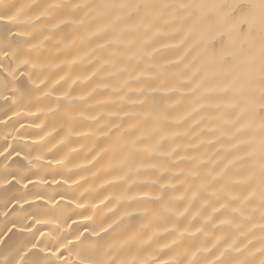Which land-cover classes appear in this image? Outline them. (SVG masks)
<instances>
[{"label": "bare ground", "instance_id": "bare-ground-1", "mask_svg": "<svg viewBox=\"0 0 264 264\" xmlns=\"http://www.w3.org/2000/svg\"><path fill=\"white\" fill-rule=\"evenodd\" d=\"M10 2L16 7H24L29 15H37L49 4H101L111 0ZM72 16L79 18L83 12L72 13ZM91 16L93 19L86 26L67 25L52 31V24L68 17L66 8L53 9L51 18H42L33 26V43L45 36L51 37L43 41L37 53L44 66L38 68L34 78L37 83L45 81V85L36 95L41 96V92L50 89L53 94L41 97L25 109L16 118L19 123L13 121L15 128L0 125V150L6 146L4 133L7 132V144L24 147L26 151L31 149L33 157L43 155L42 164L52 161L51 168L61 174L57 176L61 185L59 188L53 185L48 191L58 190L84 206L70 205L78 214L72 217L73 220L87 224L79 215L82 212L92 216L97 224L117 221L120 224L118 231H135L139 239L132 247L129 259L138 254L139 259L151 264L153 256L168 260L184 247L210 243L213 236L206 234L234 235L237 229L220 224L230 212H213V208L219 209L225 203L223 194L218 192L216 196H209L210 190L202 186L207 171L221 172L232 158V154L221 147V144L229 143L227 138H221L220 143L215 139L221 131L230 132L232 128L223 120H208V116L216 115L214 110L193 112L196 97L201 92L192 93L189 91L192 85L181 86L179 83L193 77V73L206 63L204 59L193 60L199 50L193 51L189 45L195 37L182 46L177 44L183 31L176 36L157 37L150 45H137L140 49L138 59H128V53L137 48H100L97 45L104 44L106 35L88 37V31L106 19L97 16L96 11ZM177 27H181L178 22L168 31ZM160 44L169 47L161 49L154 57L146 55ZM216 47L219 50V44ZM164 60L174 63L160 68ZM208 70L217 73L215 79L208 81L210 85L231 79L227 65ZM149 73L156 75L153 77ZM203 75L204 70L193 77L194 82ZM174 86L179 90H167ZM65 92L70 93L71 100L63 98L61 94ZM57 97L60 98L59 108ZM125 112L129 115L124 116ZM221 112L225 118L235 115L230 109ZM185 113L191 115L181 119ZM69 115L73 117L71 120ZM201 117L205 119L196 123ZM246 122L247 117L242 118L241 123ZM21 124L23 128H20ZM140 136L142 139L136 141ZM172 149L175 152L171 156L163 155ZM61 159L64 163L57 165L55 161ZM240 167L230 166L224 179L214 184L213 189L219 190L230 179L237 178ZM194 172L200 174L199 179L192 175ZM62 178L68 180L67 185L63 184ZM235 191L243 194V186H237ZM253 223H260L258 212L251 223H245L243 230L251 229ZM37 228L49 230L39 225ZM173 228L178 231H172ZM185 228L188 231L181 235ZM198 229L203 231L198 232ZM261 235L258 227L252 229L248 239L257 238L254 248L260 247L258 238ZM173 240H179V245L171 250L164 249ZM157 249L163 251L157 252ZM256 259L258 261L260 257Z\"/></svg>", "mask_w": 264, "mask_h": 264}, {"label": "snow or ice", "instance_id": "snow-or-ice-1", "mask_svg": "<svg viewBox=\"0 0 264 264\" xmlns=\"http://www.w3.org/2000/svg\"><path fill=\"white\" fill-rule=\"evenodd\" d=\"M60 8L68 10V17L52 24V31L67 25L86 26L93 19L91 13L96 11L97 16L106 19L91 28L88 37L106 35L104 44L97 45L100 48H137L128 53V59H138L140 49L137 45H150L157 37L176 36L183 31L177 46L195 37L189 45L191 50H199L193 60L204 59L206 63L193 73V77L202 70L204 75L198 82L190 77L179 83L192 85L189 88L192 93L201 92L196 97L193 112L214 110L216 115L207 119L223 120L232 128L230 132L221 131L215 138L217 143L227 138L229 143L221 147L232 154V158L221 172L207 171L202 186L210 190L209 196L223 194L225 203L219 209L213 208V212H230L220 224L237 229L236 233L206 234L213 236L210 243L184 247L168 260L153 256L151 264H264V0H111L101 4H49L37 15H29L24 7H16L10 0H0V125L5 128H15L13 121L19 123L16 118L25 109L41 97L53 94L50 89L41 92V96L36 95L45 85V81L37 83L34 78L38 68L44 66L37 53L43 41L51 37L45 36L33 43V26L42 18H51L52 10ZM81 11L83 16H72ZM177 22L181 27L168 31ZM168 47V44H160L146 55L154 57ZM172 63L174 61L164 60L159 67ZM217 65H227L231 79L210 85L208 81L215 79L217 73L208 69ZM167 90L178 91L179 88L174 86ZM61 95L65 100L72 99L70 93ZM59 99L57 97V108L60 107ZM222 109H230L235 115L225 118ZM189 115L191 113H185L181 119ZM244 117L247 122L241 123ZM68 118L73 117L69 115ZM203 119L201 117L196 123ZM23 127L21 124L20 128ZM8 138L9 133L5 132L6 146L0 150V264H149L139 259L138 254L129 259L139 239L135 231H118L117 221L97 224L92 216L82 212L79 215L87 224L73 220L78 214L70 205L77 204V200L58 190L48 191L53 185L57 188L61 185V180L57 179L61 174L51 168L52 161L42 164L43 155L33 157L31 149L26 151L24 147L7 144ZM141 139L142 136L136 137V141ZM174 152L172 149L163 155L171 156ZM55 163L60 165L64 161ZM234 165L241 166L237 169V178L214 190V184L223 180L227 169ZM192 175L200 178L199 173ZM63 184L67 185L68 180L63 179ZM237 186H243V194L235 191ZM257 212L259 225L253 223L251 229L244 231L245 223H251ZM38 225L49 230L39 231ZM257 227L262 235L258 238L260 247L254 248L257 238L248 237ZM187 231L185 228L180 234ZM179 243L173 240L164 249L171 250ZM257 256L260 257L258 261Z\"/></svg>", "mask_w": 264, "mask_h": 264}]
</instances>
